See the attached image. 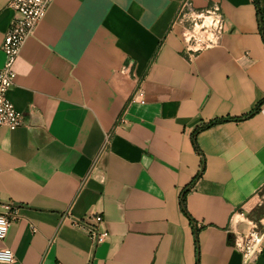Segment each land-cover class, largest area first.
Returning a JSON list of instances; mask_svg holds the SVG:
<instances>
[{
  "label": "crops",
  "instance_id": "obj_1",
  "mask_svg": "<svg viewBox=\"0 0 264 264\" xmlns=\"http://www.w3.org/2000/svg\"><path fill=\"white\" fill-rule=\"evenodd\" d=\"M183 1L55 0L25 41L8 92L23 124L0 128V212L19 208L0 248L13 264H244L231 232L237 213H264V104L237 119L264 99V42L253 0H189L219 3L225 32L188 59ZM219 119L197 152L193 132ZM88 215L105 243L71 222Z\"/></svg>",
  "mask_w": 264,
  "mask_h": 264
},
{
  "label": "built area",
  "instance_id": "obj_2",
  "mask_svg": "<svg viewBox=\"0 0 264 264\" xmlns=\"http://www.w3.org/2000/svg\"><path fill=\"white\" fill-rule=\"evenodd\" d=\"M55 0H11L10 8L15 16L5 32L1 51L5 60L0 67V128L13 131L23 124L24 117L18 112L8 98V92L14 85L16 77L15 65L25 41L31 37L44 18L48 7ZM177 21L183 28V52L188 59L195 58L203 51L214 49L220 45L225 32V21L219 3L215 2L204 9H197L189 0H184L177 14ZM131 102L144 104L141 89L137 88ZM260 206V205H259ZM237 229L231 232L233 248L238 251L244 264L254 263L263 250L264 213L258 217L237 213ZM19 219V208L13 203L2 206L0 212V241H4L10 227ZM80 224L72 219L73 225L81 227L89 239L98 246L105 243L108 232L102 228L103 219L99 215H88ZM242 224L243 228L238 225ZM36 230L33 229V232ZM15 256L8 247L0 248V264H13Z\"/></svg>",
  "mask_w": 264,
  "mask_h": 264
},
{
  "label": "trees",
  "instance_id": "obj_3",
  "mask_svg": "<svg viewBox=\"0 0 264 264\" xmlns=\"http://www.w3.org/2000/svg\"><path fill=\"white\" fill-rule=\"evenodd\" d=\"M253 4H254V6L256 8L258 26H259V30H260V33H261V36H262V40L264 42V25H263V17H262V13H261V10H260L259 0H253ZM263 104H264V99L261 100L260 102H258L257 105L255 106V108L252 111H250L249 113L243 115L242 117L238 118L237 120H243V119H248V118L252 117L254 114H256L260 110V108L262 107ZM229 120L230 119H219V120L212 121L210 123H207V124L197 128L192 134L193 143H194V145L196 147L197 152H199V150H198V147L196 145L195 138H196V135L198 134V132H200L201 130H203L205 128H209L211 126H214V125L219 124V123L227 122ZM203 164H204V162H203ZM202 171H203V167H202L201 172ZM201 172H200V174H201ZM190 187H191V185L189 187L185 188L183 190V192H182L184 195L181 198V208H182L184 213H186V205H185L184 197H185V195L188 192Z\"/></svg>",
  "mask_w": 264,
  "mask_h": 264
}]
</instances>
